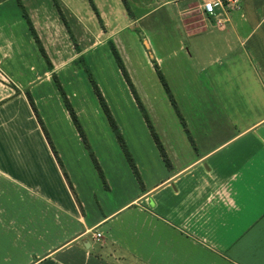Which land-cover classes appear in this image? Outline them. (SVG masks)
Listing matches in <instances>:
<instances>
[{"label":"crops","instance_id":"0c3cea01","mask_svg":"<svg viewBox=\"0 0 264 264\" xmlns=\"http://www.w3.org/2000/svg\"><path fill=\"white\" fill-rule=\"evenodd\" d=\"M120 1L123 7L118 0H88L86 7L85 0H0V264H264V0H241L226 14L202 11L198 26L181 19L188 33L204 32V20L213 21L225 56L238 43L252 62L260 88L242 90L248 101L237 103L224 99L234 90L218 89L226 69L206 70L219 44H209L196 63L188 49L169 43L167 6L179 5L185 15L192 0ZM22 7L52 64L45 61L32 84L44 79L51 88L53 75L60 78L80 55L112 41L154 124L138 82L157 62L195 148L172 121L163 123L170 130L155 124L170 166L153 137L156 150L133 153L136 172L108 144L89 154L56 88L50 90L58 114L73 134L71 142L53 137L56 157L22 90L27 83L15 79L38 52L44 59ZM151 15L152 26L142 25ZM135 26L143 30L139 40L130 31ZM129 38L144 41L141 60ZM74 107L81 116L78 102Z\"/></svg>","mask_w":264,"mask_h":264},{"label":"rangeland","instance_id":"374dc122","mask_svg":"<svg viewBox=\"0 0 264 264\" xmlns=\"http://www.w3.org/2000/svg\"><path fill=\"white\" fill-rule=\"evenodd\" d=\"M76 1L82 2L83 0ZM85 2L86 7L88 0H85ZM118 2H120L119 6L121 7V1L118 0ZM192 2H194V4L192 5L193 11L185 15H180L179 5L170 4L167 6V10L170 14V24L173 28L172 30H170V34L168 35V40H170L169 43L171 44V46H173V48L178 47L181 44L182 47H185V52L189 53L188 50L191 52L196 63H198V59L200 62L203 61V57L207 56L209 51H211L209 48V44H211L212 42H216L217 44H219V46H217V51L219 52L215 53L212 58L209 57V59H212V63L206 64V70L209 73H216L217 71L219 72L220 70L226 69V73L223 77L225 79H218V89H232L234 90V94L227 97L224 96V99H229L230 101H234L236 103L247 102L248 96L244 95L245 93H243L242 90L249 88H251L252 90L259 89L261 85L260 79L258 77V74L254 70L252 62L248 61L247 55L245 54L244 50L240 49L238 43L234 44L235 51H233L232 54L225 56L226 50H223L224 48L220 46V40L224 38L217 35V32L214 30L215 27L213 26L214 22L211 20H204V32L198 33L197 31L195 33H188L187 31L183 30L181 19H186V22L192 23L195 26H198V20H200L199 15L202 12L200 9V1L192 0ZM106 3H110V0H106ZM80 9L83 10L82 5L80 6ZM195 9H197L198 12ZM141 10L142 9H140L139 11ZM154 17V15L149 16L144 22L145 24L142 25L150 28L152 26V20H157V18ZM159 17L161 18L162 16L159 15ZM138 25H140V23H138ZM137 26L133 27L130 31H132L135 36H137V40H139L143 35V30L137 28ZM231 39L233 40V38ZM127 41L131 45V54L141 60L140 54H143V50H146L147 52L146 46L143 43L144 41L142 43L140 42V44H136L135 41H133L131 38H129V40ZM82 56L84 60H77L76 62L72 63L73 65L68 66L67 72L64 71V73H60V78L58 74H55L57 83L61 85L78 117L81 126L80 128L82 129L81 133L83 132L85 141L82 139V136L78 132L72 119L71 121L72 127L80 137L83 145L82 147H84V149L89 154H92L95 151L94 145L98 148L100 147V150H102L103 147L108 144L112 147L109 150H114L115 148L117 152L123 153L124 156L125 148L129 155L132 156L133 161L134 152L151 149L156 150L157 148L153 146L154 141L152 139V136L149 134V129L146 125L143 114L137 106L136 101H134L135 99H133L129 87L124 77H122L123 75L121 76L118 70V66L115 59H113L114 57L110 46L99 47L96 52L90 53L88 54V56ZM143 62H145V60H143ZM30 65L33 66V68L30 69ZM199 65L201 66L202 64ZM43 68H45V60L39 55L38 52V55L33 57V60L29 62L25 70V76L17 77L15 79L21 81V84L27 83L24 85L22 90L25 95L27 91L30 93L43 123V128L41 127L42 131L45 136L47 134V140L50 146H52L57 153L58 147L55 144L53 137L63 135L65 136V138H62L60 140L62 143L68 140L71 142V139L73 140V136L71 135L73 134L69 130L66 122H64L61 116H59L58 114L59 110L57 109V101L55 99L56 97L54 94H52V91L50 89H58V92L62 99V104L64 107L66 106L54 77V83L51 84V88L50 85H47L44 79L41 80L38 84H32L38 79L37 75ZM149 68L144 70L143 77L141 73V81L138 83L140 85L139 89L143 94L142 96L146 99L148 106L152 109V112L155 116V124L160 130L163 128H167V130H170L171 128L164 127L163 123H171L173 121V125L176 124L177 128L181 129L180 126H182V124L180 122V119L178 118L167 93L161 85L156 72H154V69L152 67L149 66ZM72 70H75V74L72 72ZM89 74L96 81L100 92L102 93V96L116 125V129H114L109 123V120L98 101ZM12 75L17 76L18 73H12ZM30 84H32L31 87L34 85V90H32L33 92L30 90ZM40 84H42L41 88L43 97L39 95L40 89L37 87L40 86ZM240 92L241 95H238ZM67 93L70 95L73 94L71 99L69 98V95ZM137 94L142 104L146 106L141 98V95L139 93ZM35 97L38 102L36 101ZM77 102L79 106L78 108L80 109L79 111H81V116L78 115L74 107V103L77 104ZM254 102L257 101L254 100ZM39 106L41 108V112ZM146 112L151 120L155 132L158 134V129L154 124L152 116L150 115L148 110ZM118 134H120V137L123 140L124 148L122 147L118 139ZM127 162L129 163L128 160Z\"/></svg>","mask_w":264,"mask_h":264},{"label":"trees","instance_id":"16d2710c","mask_svg":"<svg viewBox=\"0 0 264 264\" xmlns=\"http://www.w3.org/2000/svg\"><path fill=\"white\" fill-rule=\"evenodd\" d=\"M124 2H126V0H124ZM55 4H56L57 7H58V4H57L56 2H55ZM126 8L129 10L128 5H126ZM58 10H59V14H60V16H61V18H62V20H63V23H64V25H65V27H66V29H67V31H68V34H69L70 38L72 39V41H73V43H74V47L76 48L77 51H80V47H79V45H78V43H77V40H76V38H75L73 32L71 31V28L69 27V24L67 23V20L65 19L64 15H63V13H62V11H61V9H60L59 7H58ZM22 13H23V16L25 17V19H26V21H27V24H28V26H29V28H30V30H31V32H32V34H33V36H34V38H35V41H36V43H37V45H38V48H39L40 52L42 53V55H43V57H44V59H45V61H46V63H47V66L51 69V68H52V64H51V62H50V59L48 58V56H47V54H46V52H45V50H44L42 44L40 43V41H39V39H38V36H37V34H36L35 30H34V27H33L32 23H31V21H30V18H29V16L27 15V13H26V11L24 10L23 7H22ZM109 46H110V49H111V51H112V54H113V56H114V58H115V60H116V63H117V65H118V67H119V69H120V71H121V73H122V75H123V77H124V79H125L127 85L129 86L130 91H131V93L133 94L134 99H135V101H136V103H137V105H138L140 111H141L142 114H143V117H144V119H145V121H146V124H147V126H148V128H149V131H150V133H151V135H152V137H153V139H154V141H155V144H156V146H157V148H158L160 154L162 155V157H163V159H164L166 165H167V166H170L169 159H168L167 154H166V152H165V150H164V147H163V145H162V143H161V141H160V138H159L158 134L155 132V130H154V128H153V125H152V123H151V120H150V118H149V116H148V114H147V112H146V109H145L144 105L142 104L140 98L138 97V94H137V92H136V90H135V88H134V85H133V83H132V81H131V79H130V77H129V74H128L127 70H126V67H125V65H124V63H123L121 57H120V54H119L118 50L116 49V47H115V45L113 44L112 41H109ZM78 60L83 61V60H84L83 56L80 55V56L78 57ZM151 62H152V64H153V67H154V69H155V72H156V74H157V76H158V79H159L161 85L163 86L165 92L167 93V95H168V97H169V99H170V102H171V104H172V106H173V108H174V110H175V112H176L178 118L180 119V122H181L182 126L184 127L185 132H186V134H187V136H188V138H189V140H190L192 146L195 148L194 141H193V139H192V137H191V135H190V132H189L188 128L186 127V124H185L184 118H183V116H182V114H181V112H180V110H179V108H178V106H177V103H176V101H175V99H174V97H173V95H172V93H171V90H170V87H169V85H168V83H167V81H166V78L164 77V75H163L161 69L159 68L157 62H156L154 59H152ZM53 77H54V79H55V81H56V83H57L56 76L53 75ZM89 77H90V80H91V82H92L94 92L96 93V96H97V98H98V101H99V103H100V105H101L103 111L105 112V114H106V116H107V118H108V120H109V123L112 125V127H113L114 129H116V125H115V123H114V120H113V118H112V115H111V113H110V111H109V108H108V106H107V104H106V102H105V100H104V98H103V96H102V93L100 92V89H99V87H98L96 81L92 78V76H91L90 74H89ZM57 84H58V88H59V90H60V92H61L62 98H63V100H64V103H65L66 109H67V111H68V114L70 115L72 121L74 122V124H75V126H76L78 132H79L80 135L82 136V139L85 141V138H84V136H83V132L81 133V130H82V129L80 128L81 126H80V123H79L78 117H77V115H76V112H75L74 108L72 107L71 103L69 102V100H68V98H67L65 92L63 91L61 85H60L59 83H57ZM26 97H27V99H28V102H29L30 106L32 107V110H33L34 113H35V116H36V118H37V120H38V123H39V124L41 125V127L43 128L42 120H41V118H40V116H39V114H38V111H37V108H36V106H35V104H34V101H33L32 97H31V95H30V93H29L28 91L26 92ZM46 137H47V139H48L47 134H46ZM118 139H119V141H120L122 147L124 148V143H123L122 138L120 137V134H118ZM51 149H52L53 153L55 154V156L57 157L56 150H55L52 146H51ZM124 152H125V155H126L128 161H129V163H130L132 169L136 172L135 165H134V162H133V160H132V157H131V156L129 155V153L125 150V148H124ZM64 173H65V172H64Z\"/></svg>","mask_w":264,"mask_h":264},{"label":"built area","instance_id":"2783aa9c","mask_svg":"<svg viewBox=\"0 0 264 264\" xmlns=\"http://www.w3.org/2000/svg\"><path fill=\"white\" fill-rule=\"evenodd\" d=\"M200 9L206 14L214 15L217 13L226 14L229 9L238 8L241 0H199ZM218 24H222V21L217 20ZM94 238H100V232L93 233Z\"/></svg>","mask_w":264,"mask_h":264}]
</instances>
